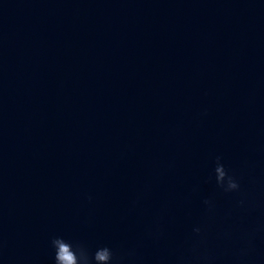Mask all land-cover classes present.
Masks as SVG:
<instances>
[{
  "label": "water",
  "instance_id": "95a60500",
  "mask_svg": "<svg viewBox=\"0 0 264 264\" xmlns=\"http://www.w3.org/2000/svg\"><path fill=\"white\" fill-rule=\"evenodd\" d=\"M196 226L189 264H264V0H0V264H181Z\"/></svg>",
  "mask_w": 264,
  "mask_h": 264
},
{
  "label": "clouds",
  "instance_id": "9594fccd",
  "mask_svg": "<svg viewBox=\"0 0 264 264\" xmlns=\"http://www.w3.org/2000/svg\"><path fill=\"white\" fill-rule=\"evenodd\" d=\"M208 183L215 184L216 188L224 194L239 193L241 191L240 182L237 176L226 168L223 158L217 156L212 173L207 178ZM91 196L88 197L91 202ZM206 210L212 213L215 204L211 199L203 201ZM243 204V201H240ZM195 243L190 249V257L182 258L181 264H189L190 261H207L206 255H201L198 244L203 241V230L200 226L192 229ZM50 247L53 252V264H126L134 253L118 254L109 246L97 247L94 251L89 246L80 241H72L63 236H54L50 239Z\"/></svg>",
  "mask_w": 264,
  "mask_h": 264
}]
</instances>
